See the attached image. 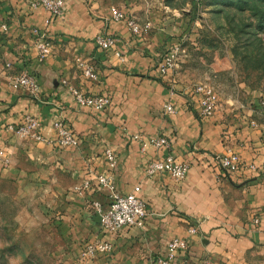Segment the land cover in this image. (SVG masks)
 <instances>
[{"label":"crops","instance_id":"1","mask_svg":"<svg viewBox=\"0 0 264 264\" xmlns=\"http://www.w3.org/2000/svg\"><path fill=\"white\" fill-rule=\"evenodd\" d=\"M64 1L62 15L48 23V11L32 7L30 0H0V148L12 157L9 164L0 161V180L49 187L79 256L92 242L111 241L113 252L97 254L95 264H156L175 238L188 242L178 262L264 264V124L253 107L231 118L218 112L203 116L197 89L161 72L171 51L163 56L164 48L180 23L171 28L156 16L148 20L150 34H134L101 1ZM38 30L52 43V54L43 59L35 46ZM100 36L118 42L105 51L96 44ZM79 60L93 67L97 80L84 76ZM22 73L35 76L38 96L12 88L11 77ZM68 86L107 96L110 104L100 111L81 105ZM166 104L175 108L173 114L165 112ZM26 115L39 120L46 141L24 140L10 130ZM57 121L76 133L78 147L60 148L53 126ZM135 134L147 141L169 136L176 160L190 165L185 180L177 182L165 173L148 178V164L164 150L157 153L150 146L143 152ZM107 148L118 155L112 171ZM228 149L245 167L219 178L213 156ZM99 175H112L120 194L140 186L138 196L149 214L143 229L122 230L114 237L102 230L93 203L107 208L110 194L96 183ZM85 179L92 186L76 192ZM190 228L197 232L190 234Z\"/></svg>","mask_w":264,"mask_h":264},{"label":"rangeland","instance_id":"2","mask_svg":"<svg viewBox=\"0 0 264 264\" xmlns=\"http://www.w3.org/2000/svg\"><path fill=\"white\" fill-rule=\"evenodd\" d=\"M100 1L133 17L142 35L156 16L171 28L180 23L163 51L179 49L176 82L211 90L223 117L253 107L264 124V20L256 0ZM55 201L49 187L0 180V264H95L96 256L78 255Z\"/></svg>","mask_w":264,"mask_h":264},{"label":"built area","instance_id":"3","mask_svg":"<svg viewBox=\"0 0 264 264\" xmlns=\"http://www.w3.org/2000/svg\"><path fill=\"white\" fill-rule=\"evenodd\" d=\"M100 0H87L89 3H94ZM64 0H30L32 7H43L50 14L49 21L53 17L62 15ZM112 17L116 21H125L128 27L134 34H140L142 27L137 23L133 17H129L124 11L112 9ZM3 30H7L5 24L2 25ZM118 42V39L113 36H100L96 38V44L105 51L112 50ZM35 46L39 50L40 57L46 58L52 54V43L48 36L38 30L36 31ZM178 48L171 50L164 58L161 65V72L163 74L171 73L177 66L179 60ZM120 56V52H116ZM79 67L83 71L84 76L87 78L97 80V73L93 67L83 61L78 62ZM68 85L67 82H64ZM11 86L14 90H24L32 96H38L39 86L35 76L22 73L11 77ZM72 94L75 96L77 102L81 105L89 106L95 110H103L110 104V99L107 96H89L79 92L76 88L68 86ZM197 92L201 95V114L203 116H211L216 109V99L213 92L205 88H197ZM165 112L173 114L175 108L171 104L165 105ZM54 129L57 132V143L60 148L78 147L79 140L73 131L67 129L62 121L54 123ZM40 123L39 120L32 116L26 115L23 122L18 126H12L10 130L14 132L19 138L24 140H32L35 142H44L46 138L39 133ZM134 140L141 142L142 151L145 152L148 147H153L156 152L164 150V155L152 160L146 169V176L152 178L158 174H168L177 182H183L189 172L190 165L186 162H178L171 150V141L167 135L151 136L148 141L144 140L139 134L132 137ZM107 159L110 171L114 170L117 165L118 155L110 148L104 152ZM12 157L4 149L0 148V161L9 164ZM213 161L219 170V178H227L232 174H237L245 166L241 161L240 156L229 150L224 154H216L213 156ZM91 179L83 180L80 186L75 187V191H84L92 186ZM96 183L102 188L109 191L110 204L104 208L100 203L94 202L93 208L100 217V224L102 230L109 234L111 237L118 235L122 230L137 228L143 229L147 217L148 210L145 202L138 196L140 186H136L129 194H120L114 187L112 175H99L96 178ZM196 228H190L189 233L195 234ZM114 245L109 240H98L85 246L82 255L85 257H94L97 254H111ZM188 249V242L184 239H172L168 244V252L165 257H158L155 261L156 264H192L188 259L176 261L179 251H186ZM200 264H211L209 262Z\"/></svg>","mask_w":264,"mask_h":264},{"label":"trees","instance_id":"4","mask_svg":"<svg viewBox=\"0 0 264 264\" xmlns=\"http://www.w3.org/2000/svg\"><path fill=\"white\" fill-rule=\"evenodd\" d=\"M194 1V0H193ZM254 10L257 11L258 15L264 20V0H256L254 3ZM261 60V59H260Z\"/></svg>","mask_w":264,"mask_h":264},{"label":"water","instance_id":"5","mask_svg":"<svg viewBox=\"0 0 264 264\" xmlns=\"http://www.w3.org/2000/svg\"><path fill=\"white\" fill-rule=\"evenodd\" d=\"M100 218V217H99Z\"/></svg>","mask_w":264,"mask_h":264}]
</instances>
